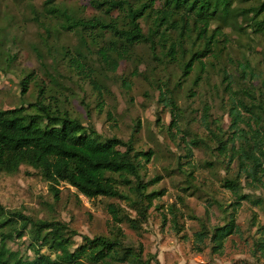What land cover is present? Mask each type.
<instances>
[{"label":"rangeland","instance_id":"rangeland-1","mask_svg":"<svg viewBox=\"0 0 264 264\" xmlns=\"http://www.w3.org/2000/svg\"><path fill=\"white\" fill-rule=\"evenodd\" d=\"M45 1L0 0V109L34 102L35 85L42 84L44 102L67 111L84 125L93 126L103 138L127 141L137 130L133 140L135 150L152 152L141 172L144 181L159 177L156 184L148 186L147 192H163L152 202L147 219L138 231L125 221L119 225L124 245L140 252L143 261L150 264H264L255 246L260 237L258 228H264V213L258 206L248 202L241 204L235 214L239 230L225 240L221 252H213L208 240L198 244L194 236L202 226L221 225L223 210L234 199L221 184L223 179L234 177L236 162L227 166L228 158L218 155L209 136V131L220 133L218 129H222L224 138L229 136L224 134L229 131L230 119L221 70L227 67V72L237 79L239 74L232 69L230 60H251L255 78L246 85L255 88L254 93L257 89L262 93L264 39L237 35L226 29L230 42L220 53L219 62L208 65L207 72H199L196 66L180 89L174 90L179 110L174 122L177 124L173 125L169 107L159 100V91L163 82H168L169 89L176 84L179 72L175 64L160 63L146 47L140 46L133 50L130 60L118 64L114 73L104 70L97 51L105 46L108 35L62 31L60 19L45 15ZM90 1L54 0V4L73 17L107 20ZM116 16L117 13L112 14L113 18ZM74 62L79 67L73 65ZM5 68L11 71L4 74L2 69ZM30 72L34 73L33 81L24 100L19 101L18 81ZM195 80L197 83L193 86ZM244 86L240 79L232 82L234 91ZM205 107L208 124L203 123ZM194 141L196 145L191 144ZM241 185L243 193L263 197L261 190L249 189L244 180ZM58 189L60 193L55 199L39 174L28 167H21L13 175L0 173V204L6 210L21 211L34 219L64 223L76 233L72 238L73 247L82 243L83 236L114 237L107 211L109 204L119 206L131 219L138 218L123 201L88 200L65 183ZM29 244L24 236L14 239L9 247L22 258L32 259ZM41 253L49 254L45 250Z\"/></svg>","mask_w":264,"mask_h":264},{"label":"trees","instance_id":"trees-1","mask_svg":"<svg viewBox=\"0 0 264 264\" xmlns=\"http://www.w3.org/2000/svg\"><path fill=\"white\" fill-rule=\"evenodd\" d=\"M90 4L107 20L73 17L59 9L54 0H46L43 9L45 15L60 19L62 31L88 36L107 34L106 44L97 51V57L103 69L111 73L121 61L130 60L133 50L140 46L146 47L160 63L175 64L179 72L176 84L169 89L168 82H163L159 91V100L169 107L173 125L177 124L174 122L179 110L174 90L180 89L196 66L199 72H207L208 65L219 62L220 53L230 42L226 29L237 35L264 39V0H92ZM113 13H117L114 18ZM230 62L239 74L237 79L245 86L234 91L232 82L237 79L227 72V67L221 70L230 119L229 131L224 134L229 136L224 138L222 129L217 130L220 133L209 131V136L218 155L228 158L227 166L236 162L234 177L223 179L221 184L234 199L223 210L221 225L202 226L194 235L198 244L208 240L213 252H221L225 240L238 232L235 214L243 202L258 206L264 213V91L260 93L257 89L254 93L255 88L246 85L255 78L251 60ZM73 65L79 67L77 62ZM2 70L4 74L11 71ZM33 75L30 72L20 77L19 101L24 100ZM196 83L197 80L193 86ZM35 86L34 102L0 109V173L13 175L21 167H28L39 174L55 199L60 193L58 187L65 183L88 200L123 201L138 218L131 219L119 206L109 204L107 211L114 237L83 236L82 243L73 247L76 233L64 223L34 219L21 211L6 210L0 204V264H150L142 260L140 252L124 245L119 225L125 221L138 231L152 202L163 194L147 192L148 186L156 184L159 177L146 182L141 173L152 152L135 150L133 140L137 130L127 141L103 138L93 126L84 125L67 111L44 102V86ZM202 117L203 123L208 124L206 107ZM242 180L249 189L261 190L263 197L243 193ZM258 231L260 237L255 246L264 258V228L259 227ZM24 236L30 242L32 259L22 258L9 247L14 239ZM42 250L49 254L41 253Z\"/></svg>","mask_w":264,"mask_h":264}]
</instances>
